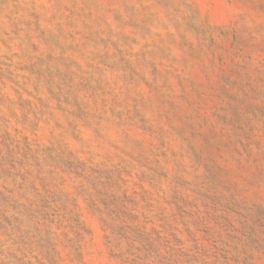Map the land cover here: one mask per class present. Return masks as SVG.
Wrapping results in <instances>:
<instances>
[{"label":"rangeland","instance_id":"1","mask_svg":"<svg viewBox=\"0 0 264 264\" xmlns=\"http://www.w3.org/2000/svg\"><path fill=\"white\" fill-rule=\"evenodd\" d=\"M0 264H264V0H0Z\"/></svg>","mask_w":264,"mask_h":264}]
</instances>
